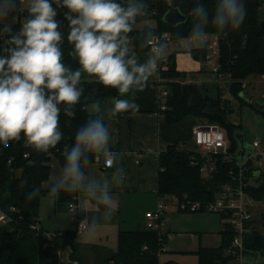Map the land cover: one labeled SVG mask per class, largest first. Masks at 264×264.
Here are the masks:
<instances>
[{
    "label": "trees",
    "instance_id": "1",
    "mask_svg": "<svg viewBox=\"0 0 264 264\" xmlns=\"http://www.w3.org/2000/svg\"><path fill=\"white\" fill-rule=\"evenodd\" d=\"M52 6L57 11L56 20L59 22V31L62 33L60 48L62 62L71 71L81 70L78 59L74 55V46L68 40L70 31L69 21L66 19L68 9L63 7L62 0H51ZM127 8L129 4H142L143 15L136 17L135 23L155 21L156 27H145L142 30L132 31L127 34L126 46L133 52H146L151 50L148 41L154 36L165 33L171 35L174 41L192 37L191 33L198 18L194 9L203 5L209 13V22L205 32L216 34L220 41L219 74L226 73L231 76V94L241 103L250 104L258 112L257 102H249L246 81L250 77H264V18L260 9L264 0H244L247 14L242 25L237 30H228L223 36L218 34L212 26V15L216 0H115ZM177 8L187 16L185 23L170 26L164 21L165 14ZM29 18L27 9L18 13L17 23L14 24L13 33L19 32L20 26ZM4 23L0 19V30ZM10 36L0 34V56H7L8 48L14 47L8 43ZM5 41V42H4ZM5 43L2 50V45ZM191 53L196 60L205 61L204 49H192ZM176 52L167 59V69L160 71L161 81L159 88L167 91L165 109L167 121L177 124L187 117L205 118L210 124L224 127L228 132V156L223 154L205 156L195 151H179L172 146L159 157L158 194L175 196L179 212L197 213L207 212L204 205L214 202L221 194L223 187L228 184L239 183L240 163L250 153L245 147V157L242 158L241 142L245 141L242 125H234L228 120L233 112L229 102L221 107L219 96H211L208 89L199 85L184 83L185 74L176 67ZM82 73V72H81ZM78 88L83 90L80 102L70 110L74 116L65 114L66 106L60 107V131L62 140L55 148L47 152H37L26 145L23 133L19 142H10L8 148L0 144V211L6 213L10 221L0 227V264H60L61 251L69 248L70 260L77 264H180L175 260L162 261L159 256L161 248L166 247L168 234L160 230L136 229L120 231L118 233L117 248L111 249L102 245L85 244L77 241V231H65L52 234L43 228L39 219L42 199L47 195L54 196L60 209H68L69 204L76 203L75 193L59 191L52 193L43 188L51 174L50 161L57 157L64 168L66 157L65 149L71 151L75 142V133L88 119L96 118L97 114L90 111V107L98 100L100 103L107 97L119 96L118 90L104 87L96 80H89L81 74ZM243 94V96H241ZM195 98L199 106H192ZM208 104L217 110L212 116L203 114ZM98 153L89 151L81 157L82 163L93 162ZM212 164L214 170L207 175L201 172L203 165ZM248 163L245 180L249 184L247 192L256 203H264V171ZM254 179L255 182H252ZM39 190L32 199H28L30 192ZM201 203L202 209L191 211L182 210L179 205L188 203ZM14 208V210H13ZM222 220V218H221ZM254 234L253 248L260 250L262 247V234L264 232V212L255 216L249 223ZM219 247H200L196 254L199 264H240L238 250L233 247L234 232L224 223Z\"/></svg>",
    "mask_w": 264,
    "mask_h": 264
},
{
    "label": "clouds",
    "instance_id": "2",
    "mask_svg": "<svg viewBox=\"0 0 264 264\" xmlns=\"http://www.w3.org/2000/svg\"><path fill=\"white\" fill-rule=\"evenodd\" d=\"M59 2V0H57ZM68 9L66 19L70 31L68 40L74 46V55L80 69L104 87L118 90L121 97L135 87L143 91L151 77L158 71V57L163 55V46H157L156 53L145 63L138 64L135 56H128L127 34L132 31L138 15H143L142 4H129L127 8L115 0H62ZM17 0H0V19H6L17 9ZM198 18L192 38L203 41L207 34L205 26L209 13L203 5L194 9ZM28 17L13 33V27L5 24L0 34H8L9 55L0 56V144L4 148L10 142H19L21 133L26 145L37 152H47L62 140L60 131V107L66 106L65 114L74 116L70 109L80 102L83 90L78 88L81 70L71 71L62 62L60 44L62 33L55 19L56 9L51 0H30ZM244 0H216L212 15V26L218 34L226 36L228 30H237L246 18ZM151 44V40L148 41ZM135 100L115 99L110 112L112 116L137 112ZM92 111L100 112V102L92 105ZM110 133L99 115L88 119L75 133L71 151L65 149L66 163L60 181L53 185L52 193L61 189L74 191L78 188L94 191L96 185L83 184L80 169L81 157L86 152L108 151ZM113 159L106 160L111 167ZM39 190L30 192L32 199ZM103 199L111 197L107 185ZM112 218V213L107 220ZM95 223V221H94Z\"/></svg>",
    "mask_w": 264,
    "mask_h": 264
},
{
    "label": "crops",
    "instance_id": "3",
    "mask_svg": "<svg viewBox=\"0 0 264 264\" xmlns=\"http://www.w3.org/2000/svg\"><path fill=\"white\" fill-rule=\"evenodd\" d=\"M151 21L134 24L133 28L136 30H142L147 26L155 28L156 22L153 21L154 23L150 24ZM174 52H176L177 70L185 74L184 83L205 87L211 96H219L221 107H224L226 101L229 102L233 108V114L228 116V120L234 125H240L236 118L230 120L235 115L236 110L242 106L231 94V76L226 73L216 74L208 71L205 62L194 60L186 49L169 45L167 54L170 55ZM153 55L151 50L146 52L128 50L126 59L135 56L137 63L143 64ZM81 72L89 80H96L95 77H90L84 73L82 69ZM160 81L161 76L157 72L149 79L143 91H136L133 87L124 97L119 94L117 97L105 98L100 103L99 113L93 112L92 106L90 107L92 113L103 118L109 129L110 140L108 151L99 152L93 162L82 163L80 166L84 176L83 184L85 186L94 184L97 186L96 189L91 191L78 188L70 191L76 194L77 216L88 223L87 230L82 231L84 232L82 233V243L102 245L115 250L118 233L143 229L142 225L146 222V213L157 210L160 204L165 206L164 212L168 207H178L179 201L175 196L160 197L158 194L160 154L172 146L179 151H194L193 135L195 129L210 123L207 119L198 117H187L177 124L169 123L161 108ZM115 99H134L135 103L139 105V110L112 116L110 110ZM252 101L251 99L249 102ZM259 102L264 103V100H259ZM247 149L248 151L251 150ZM113 155L114 163L111 167L106 168L104 166L105 159L108 157L113 159ZM50 168V177L44 182L43 188L52 192L53 185L60 181L63 172V167L57 157L51 158ZM105 185H107L108 194L111 197L108 200H104L102 195ZM60 191L69 190L61 189ZM46 199L52 203L55 215L69 211L68 209H60L54 196L47 195L42 199V202ZM257 205L258 203L253 210L254 218L257 215ZM110 213H112V218L107 220ZM39 219L43 223V228L49 232L50 230L45 227L46 219L43 217L42 205ZM49 227L52 229V225L49 224ZM61 227L63 226L61 225ZM60 230L58 228L54 233L67 231ZM76 231L79 235L78 228ZM254 238L252 231L244 236L240 264H264V232L260 250L252 247ZM115 242L116 244H114ZM69 264L77 263L71 261Z\"/></svg>",
    "mask_w": 264,
    "mask_h": 264
},
{
    "label": "built area",
    "instance_id": "4",
    "mask_svg": "<svg viewBox=\"0 0 264 264\" xmlns=\"http://www.w3.org/2000/svg\"><path fill=\"white\" fill-rule=\"evenodd\" d=\"M24 2L25 0H19ZM150 46L153 54L157 51V46H163V55L158 57V73L161 70L167 69V48L169 45H174L179 48L191 51L192 49H204L206 51L205 64L207 67L216 74H219L221 68L220 65V41L216 34L207 33L203 37V41H197L190 37L179 41H174L170 34L165 33L161 36H154L151 39ZM160 101L162 110L165 109V97H167V91L160 89ZM195 152L201 154L203 157L223 154L228 156L229 144L225 139L221 128L218 125L209 124L204 127H197L193 135ZM112 159L108 157L105 159L104 166L107 168L106 160ZM248 163H253L250 167L264 171V146L262 141H254L252 144V150L240 163H237L239 167V183L235 185H225L220 196L214 201L204 205L207 212L217 213L222 221L228 225L234 232L233 247L238 250L239 257L243 251V238L251 231L249 223L253 220V210L257 204L254 198L247 192L246 187L249 184L245 179V172L248 167ZM214 166L212 164L203 165L201 172L204 175L212 172ZM76 199V197H74ZM179 207L182 210L189 208L191 211L201 210L203 207L201 203H188L180 204ZM14 210V208H13ZM68 210L72 213V218L78 222V231H86L88 223L86 220L77 216V203H71L68 206ZM165 206L160 204L156 211H150L146 213V228L151 230L162 231L164 219L163 213ZM10 221L8 215L0 211V222L6 224ZM167 252L166 247H163L159 251V256Z\"/></svg>",
    "mask_w": 264,
    "mask_h": 264
},
{
    "label": "rangeland",
    "instance_id": "5",
    "mask_svg": "<svg viewBox=\"0 0 264 264\" xmlns=\"http://www.w3.org/2000/svg\"><path fill=\"white\" fill-rule=\"evenodd\" d=\"M29 3L30 0H25L24 2L17 0L18 6L15 13L10 14L6 19H1V21L4 24L13 26L17 23L18 13L26 10ZM260 12L262 18H264V4L261 7ZM153 23V21L150 22V24ZM4 45L5 43L2 45V50ZM188 52L192 55L191 51ZM192 58L196 60L193 55ZM207 70L211 71L209 68H207ZM246 88L249 101L251 99L253 100L252 102L264 100V77H250L246 81ZM233 118H236L238 123L242 125L245 134L244 145L246 148L252 149L254 141H262L264 144V109L263 112H258L250 104H245L236 110L235 115L232 116L230 120ZM221 131L227 140V130L221 126ZM252 182H255L254 179H252ZM48 201V199L44 200L41 205L43 217L46 219L45 227L50 230L49 232L55 234L54 232H56L58 228L61 229L60 231H76L78 228V222L76 219L72 218V213L68 211L57 213V215H55L52 203ZM256 209V213L259 217L260 214L264 212V203H258ZM163 215L164 226L162 227V232L168 234V241L166 244L167 252L161 256L163 262L167 260H175L180 264H199L196 251H198L200 247L220 246V232L223 229L224 223L217 213L179 212L176 207H168ZM49 224L52 225V229L49 227ZM145 224L146 222L142 225L143 229L146 228ZM61 225L63 227H61ZM3 226L4 224L0 222V227ZM82 233L84 232L78 231L79 235H77V241L80 243L83 242ZM114 244H116V242ZM60 259L61 264H69L71 262L69 248L61 251Z\"/></svg>",
    "mask_w": 264,
    "mask_h": 264
},
{
    "label": "water",
    "instance_id": "6",
    "mask_svg": "<svg viewBox=\"0 0 264 264\" xmlns=\"http://www.w3.org/2000/svg\"><path fill=\"white\" fill-rule=\"evenodd\" d=\"M164 21L170 25V26H177L179 24L185 23L187 21V16L184 15L183 13H181V11L177 8H171L164 16ZM241 96H243V94H241ZM247 99H249V96H247ZM191 105L196 107L200 105V102L193 98L191 101ZM257 109H264V103H257L256 105ZM217 113V110L215 108H213V106L211 104H208L206 106V108L203 110V114L207 115V116H212L215 115ZM241 151H242V158L245 157V151H244V142H241ZM252 150V149H251ZM249 150V151H251ZM258 175L260 174V172L257 173Z\"/></svg>",
    "mask_w": 264,
    "mask_h": 264
}]
</instances>
